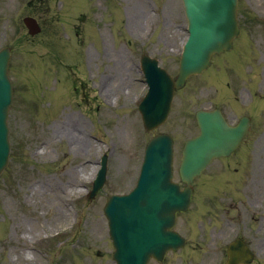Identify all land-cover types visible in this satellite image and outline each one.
Segmentation results:
<instances>
[{"label":"rangeland","instance_id":"1","mask_svg":"<svg viewBox=\"0 0 264 264\" xmlns=\"http://www.w3.org/2000/svg\"><path fill=\"white\" fill-rule=\"evenodd\" d=\"M38 1L0 0V49L12 51L14 86L10 156L0 175V264H114L102 213L106 197L132 188L152 134L172 137L176 175L183 142L197 134L198 109L219 107L232 123L241 115L251 117L249 142L227 167L247 177L242 201L252 193L249 179L262 195L264 0H239L242 32L234 49L215 57L206 72L176 92L166 124L153 133L143 132L136 110L145 92L135 81L141 77L138 59L143 51L176 75L186 36L181 1L72 0L65 10L77 14L63 26L57 25L54 0ZM32 12L43 22L42 33L33 38L21 23ZM124 12L126 29L120 26ZM93 15L98 30L90 22ZM103 153L106 184L89 201ZM263 202L264 197L258 201ZM250 213L247 208L245 220ZM28 251L32 260L25 258Z\"/></svg>","mask_w":264,"mask_h":264},{"label":"water","instance_id":"2","mask_svg":"<svg viewBox=\"0 0 264 264\" xmlns=\"http://www.w3.org/2000/svg\"><path fill=\"white\" fill-rule=\"evenodd\" d=\"M183 3L186 13L188 11L187 6L194 8V10L199 8L201 10L200 14L202 13L204 18L197 17L198 21L193 22L196 40L192 43L194 47V49H191L192 58L185 60L183 55L177 78L173 81L163 70H156L155 81L150 87L146 101L143 102V107L139 108L147 130L155 128L166 119L173 93L176 89L183 86L186 78L204 70L209 65L211 55L229 49L232 39L239 34L236 22V0H183ZM208 12H210L211 16L207 14ZM194 16L196 14L192 15V18ZM209 18L216 19L219 24L214 25V23L209 21ZM25 24L29 28L30 33L36 31L33 21L26 19ZM8 58L7 52L0 55V110L4 115V123L7 112L5 100L8 95L4 80L7 81L6 67ZM196 119L200 127V136L197 139L186 142L182 152L183 158L179 171L185 181H190L193 176L199 174L211 158L224 153L227 154L236 146V141L238 142L244 133L242 125L234 130L226 128L217 112H198ZM170 144L171 141L166 136L151 139L145 151L142 167L144 176L139 180V183L141 182L140 185L138 183L139 188L135 189L127 197H111L108 200L104 212L109 220L112 239H115L114 244L116 242L115 247L120 245L124 264H128L125 259L128 253L134 254L133 260L137 262L140 252L139 249L135 251V243L130 240L124 241V234H135L140 223L142 227L147 225L146 221L149 218L152 219L153 215H156L158 210H160L158 206L160 201L157 200L155 190L159 185H170ZM7 147V141L3 145L0 144V172L7 163ZM198 147H201V149ZM104 171L105 168L103 166L98 176L97 185H101L104 180ZM95 191L96 189H94L93 194ZM181 196H183V200L186 199L183 204L173 191L170 194H163V197L169 200V205L163 207L164 211L173 213L176 210L184 209L188 203V194L182 193ZM172 213H168L169 219Z\"/></svg>","mask_w":264,"mask_h":264},{"label":"flooded vegetation","instance_id":"3","mask_svg":"<svg viewBox=\"0 0 264 264\" xmlns=\"http://www.w3.org/2000/svg\"><path fill=\"white\" fill-rule=\"evenodd\" d=\"M189 213L183 215L184 218L179 225L188 245L185 264H224L227 259L226 244L231 239L240 238V233L232 227H223L218 222L205 226L206 223L200 220L199 215ZM245 235L247 238L251 237L248 232H245ZM242 240L252 250L249 240L243 238ZM174 256L173 253H168L161 262L152 260L150 264H176ZM250 264H255L254 258Z\"/></svg>","mask_w":264,"mask_h":264},{"label":"bare ground","instance_id":"4","mask_svg":"<svg viewBox=\"0 0 264 264\" xmlns=\"http://www.w3.org/2000/svg\"><path fill=\"white\" fill-rule=\"evenodd\" d=\"M104 80V79H103ZM103 80H102V83H103ZM72 127H74V124L72 125ZM84 145V141L82 143V146ZM38 153V152H37ZM27 257H25L27 260H32L33 259V254H31L29 251L27 252Z\"/></svg>","mask_w":264,"mask_h":264}]
</instances>
